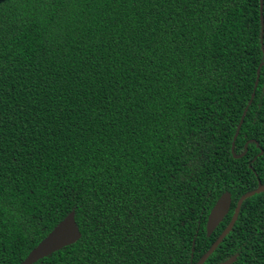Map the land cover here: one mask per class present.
<instances>
[{"label":"trees","instance_id":"trees-1","mask_svg":"<svg viewBox=\"0 0 264 264\" xmlns=\"http://www.w3.org/2000/svg\"><path fill=\"white\" fill-rule=\"evenodd\" d=\"M260 3L0 0V264L71 210L81 238L33 264H177L208 248L220 196L233 207L264 181V64L235 153L256 141L232 152L264 61Z\"/></svg>","mask_w":264,"mask_h":264},{"label":"flooded vegetation","instance_id":"flooded-vegetation-1","mask_svg":"<svg viewBox=\"0 0 264 264\" xmlns=\"http://www.w3.org/2000/svg\"><path fill=\"white\" fill-rule=\"evenodd\" d=\"M254 141H256L254 138L246 140L242 151L244 154L242 156L247 154L249 151V144ZM257 144L259 145L258 142ZM259 149L260 150L255 158L264 154V148L259 146ZM256 176L257 188L260 183L264 184V181L261 179L258 172H256ZM261 192H263V196L258 198L254 205L245 206L244 212H242L243 204L241 205L232 228L217 246L218 248L222 245L220 252L213 258H210V255L202 264H264V191ZM236 206L237 203L233 207L231 203L229 211L224 215L223 219L216 225L210 234H208L207 231L208 214L203 226L207 238L203 239L202 246L198 251H201L207 245L208 248H206L196 260L180 261L177 264H196L202 255L230 225L235 215ZM231 210L232 212H230Z\"/></svg>","mask_w":264,"mask_h":264},{"label":"water","instance_id":"water-1","mask_svg":"<svg viewBox=\"0 0 264 264\" xmlns=\"http://www.w3.org/2000/svg\"><path fill=\"white\" fill-rule=\"evenodd\" d=\"M260 9H261V19H262V33L264 35V17H263V8H264V0H261L260 3ZM264 64V61L260 63L259 69L257 72V79L255 81L254 91L252 92L251 98L248 101L247 106L245 107L240 122L238 123V126L236 128L235 135L233 137L232 142V152L234 153L235 157H241L242 154L235 153V144L237 137L239 135L240 128L242 126V123L244 121L245 115L247 113V110L249 108V105L252 103L253 98L255 97V91L259 82V76H260V68ZM262 153V152H261ZM261 191H264V184L260 183L259 186L255 189L249 190L241 195L239 200L237 201V206L235 210V215L230 223V225L227 227V229L219 236V238L210 246V248L202 255V257L198 260L196 264H202L205 260L208 259V257L214 252V250L217 248V246L220 244V242L223 240V238L227 235V233L232 228L239 209L241 205L243 204L244 200H246L249 197L254 196L257 193H260ZM232 203V196L229 191L224 192L220 198L217 200V202L214 204L212 209L209 212L208 222H207V231L208 234H210L216 225L223 219L224 215L229 211L230 205ZM82 236L81 230L79 228V225L76 221V211L71 210L38 244L36 247H34L29 254L20 262V264H33L36 261H38L41 258H44L55 251L64 248L68 245H71L75 243L77 240H79ZM195 242V239H194ZM194 250V247L192 248ZM193 255V253H192Z\"/></svg>","mask_w":264,"mask_h":264}]
</instances>
